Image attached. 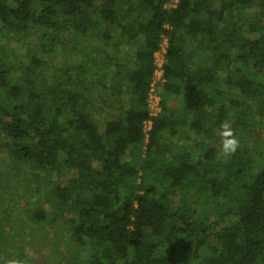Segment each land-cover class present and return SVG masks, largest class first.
<instances>
[{
    "label": "trees",
    "instance_id": "trees-1",
    "mask_svg": "<svg viewBox=\"0 0 264 264\" xmlns=\"http://www.w3.org/2000/svg\"><path fill=\"white\" fill-rule=\"evenodd\" d=\"M168 1L0 0V151L43 189L15 206L20 225L46 220V197L92 250L74 264H264V28L248 18L264 0ZM29 31L22 55L3 44ZM60 48L77 66L49 77Z\"/></svg>",
    "mask_w": 264,
    "mask_h": 264
},
{
    "label": "rangeland",
    "instance_id": "rangeland-1",
    "mask_svg": "<svg viewBox=\"0 0 264 264\" xmlns=\"http://www.w3.org/2000/svg\"><path fill=\"white\" fill-rule=\"evenodd\" d=\"M170 4L174 3L175 0H169ZM249 12V20L255 24L258 28H264V19H261L258 14L252 11ZM36 39L35 34L31 31L27 35H17V37L8 38L3 41L4 45L8 49L13 50L15 53L20 55L26 51V48L33 44ZM124 49V48H122ZM19 55V56H20ZM21 57V56H20ZM51 63L46 67V75L52 77V74H59L56 69L63 67H74L77 63L70 56L68 50L60 48L54 57L51 58ZM56 67V69H55ZM16 71V70H15ZM12 76L16 77V72ZM100 76H96L95 80L100 81ZM158 97L161 100L162 89L157 88L156 91ZM132 105V103H128ZM127 105V106H129ZM134 105V104H133ZM146 139H144V144L136 149L133 153L137 154L138 160L142 155L144 150ZM252 144V142H250ZM131 154V152H130ZM140 163V161H139ZM142 165V163H141ZM14 165L7 160L4 149L0 151V199L3 203L12 204L19 207L26 204L28 198H42L43 189L36 192L35 189L38 188L37 184H32L30 180L31 175H27L28 180L25 177L27 173V167H19ZM26 195L21 196L23 188ZM177 198H182V192L176 191V193L171 196V200ZM13 202V203H11ZM2 202H0V264H5L9 259H21L26 262V264H74V263H84L92 251L89 245L79 246L75 243L70 232L68 231L69 223L68 218L70 213L68 210L61 212H55L53 207L46 202V197L42 201L44 203V209L46 212V220L40 221L39 225H32L26 221L27 216L24 217L23 225H20L19 216L16 212L19 210L13 209L8 211H3ZM18 204V205H17ZM191 207H194L192 203ZM23 215L22 213H20ZM186 261V260H185ZM189 264H200L198 261H187ZM184 264H186L184 262Z\"/></svg>",
    "mask_w": 264,
    "mask_h": 264
},
{
    "label": "built area",
    "instance_id": "built-area-1",
    "mask_svg": "<svg viewBox=\"0 0 264 264\" xmlns=\"http://www.w3.org/2000/svg\"><path fill=\"white\" fill-rule=\"evenodd\" d=\"M177 0L174 3L170 4L168 1L167 6H174ZM166 48V39H162L160 42L159 50L155 52L154 55V63L155 69L152 77V81L149 85L148 90V110L149 116L154 117L160 113V98L158 97L156 91L159 88L160 84L164 81L163 78V71H162V63H163V55L165 53ZM150 117L143 122V131L145 133V137H147L148 131L151 126V119Z\"/></svg>",
    "mask_w": 264,
    "mask_h": 264
},
{
    "label": "clouds",
    "instance_id": "clouds-1",
    "mask_svg": "<svg viewBox=\"0 0 264 264\" xmlns=\"http://www.w3.org/2000/svg\"><path fill=\"white\" fill-rule=\"evenodd\" d=\"M221 147L224 156L234 155L240 147V140L228 121L221 124ZM5 264H26V262L21 259H9Z\"/></svg>",
    "mask_w": 264,
    "mask_h": 264
}]
</instances>
